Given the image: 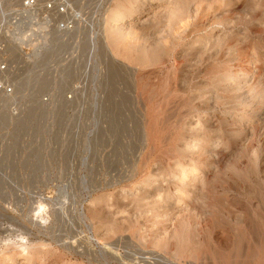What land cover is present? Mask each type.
<instances>
[{"label": "rangeland", "instance_id": "374dc122", "mask_svg": "<svg viewBox=\"0 0 264 264\" xmlns=\"http://www.w3.org/2000/svg\"><path fill=\"white\" fill-rule=\"evenodd\" d=\"M24 1L0 0V264H264V0Z\"/></svg>", "mask_w": 264, "mask_h": 264}, {"label": "built area", "instance_id": "2783aa9c", "mask_svg": "<svg viewBox=\"0 0 264 264\" xmlns=\"http://www.w3.org/2000/svg\"><path fill=\"white\" fill-rule=\"evenodd\" d=\"M23 7L25 10H33L36 7L35 0H25L23 2ZM45 11L51 12L55 11L59 15H63L66 13L65 4L57 7L54 3H48L45 6ZM68 26L65 23H60L58 25V29L60 31H66ZM3 49L0 47V54H2ZM35 55V54H34ZM10 67L6 58L0 57V109L5 107H10L16 104L17 98L15 96V88L12 84V79L14 78L11 75ZM50 102L49 98H43L41 100L42 105H48ZM11 209V208H10ZM8 244H5L6 246ZM3 246V247H4Z\"/></svg>", "mask_w": 264, "mask_h": 264}, {"label": "bare ground", "instance_id": "6f19581e", "mask_svg": "<svg viewBox=\"0 0 264 264\" xmlns=\"http://www.w3.org/2000/svg\"><path fill=\"white\" fill-rule=\"evenodd\" d=\"M124 7V6H123ZM123 7L122 6H117V7H115V8H113L112 9V11H110L111 12V15H109V23H110V25H117V24H119V23H122L125 19H126V16H125V14L123 13ZM149 9V8H148ZM126 13V12H125ZM24 34V33H23ZM37 37V36H36ZM114 37V36H113ZM113 37H112V39L111 40H114L113 39ZM112 42H114L115 43V41H112ZM16 46V45H15ZM36 47H38V48H36V50H35V55L36 56H38V59H40L41 61H44L45 59L47 60L48 58H47V56H43V50L42 49H40V46H36ZM16 48H17V46H16ZM42 48V47H41ZM102 51H103V53H104V55L106 56H108V52L106 51V49L103 47V49H102ZM50 53H52V52H50ZM49 53V54H50ZM102 53V52H101ZM51 55V54H50ZM115 55V54H114ZM106 56V57H107ZM41 61L40 62H38V64L39 63H41ZM36 68V67H35ZM38 68V67H37ZM36 68V69H37ZM30 70V69H29ZM30 71H34V69H33V67H32V70H30ZM28 74V73H27ZM47 75L49 74L48 72L46 73ZM27 76V75H26ZM26 78V77H25ZM14 79V78H13ZM12 79V80H13ZM50 81L51 82H53V80L52 79H50ZM15 82V81H14ZM26 83L27 82H29V80H26L25 81ZM149 105V104H148ZM152 126V125H151ZM23 249H24V247H23ZM22 249V250H23ZM25 250V249H24ZM26 250H27V248H26ZM38 251V250H37ZM39 252V251H38ZM35 253V252H34ZM26 255H28V254H26ZM36 256L38 255L39 256V254L38 253H36L35 254Z\"/></svg>", "mask_w": 264, "mask_h": 264}]
</instances>
